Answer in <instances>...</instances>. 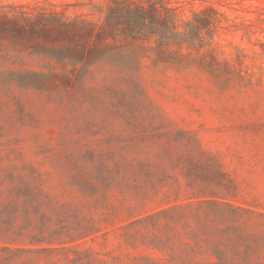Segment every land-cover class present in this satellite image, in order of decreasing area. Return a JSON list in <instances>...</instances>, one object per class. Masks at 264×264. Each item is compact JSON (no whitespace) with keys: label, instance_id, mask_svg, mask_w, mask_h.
Listing matches in <instances>:
<instances>
[{"label":"rangeland","instance_id":"obj_1","mask_svg":"<svg viewBox=\"0 0 264 264\" xmlns=\"http://www.w3.org/2000/svg\"><path fill=\"white\" fill-rule=\"evenodd\" d=\"M219 248L264 264V0H0V264Z\"/></svg>","mask_w":264,"mask_h":264},{"label":"trees","instance_id":"obj_2","mask_svg":"<svg viewBox=\"0 0 264 264\" xmlns=\"http://www.w3.org/2000/svg\"><path fill=\"white\" fill-rule=\"evenodd\" d=\"M239 216V212L236 213V217ZM209 222L202 220L201 221V228L205 227V226H210L208 224ZM200 228H196L193 230V235L195 237H199V232H200ZM237 235L234 236V238H236ZM222 250L219 248L218 249V253L216 255L217 257V261L213 260V259H209V264H252V260L249 257H244L241 258L240 257V252L238 251L237 253L234 251V254L230 257H228V255L222 254L221 253Z\"/></svg>","mask_w":264,"mask_h":264}]
</instances>
